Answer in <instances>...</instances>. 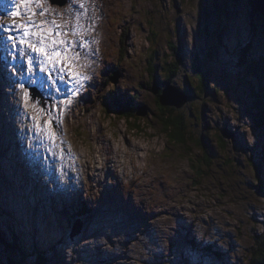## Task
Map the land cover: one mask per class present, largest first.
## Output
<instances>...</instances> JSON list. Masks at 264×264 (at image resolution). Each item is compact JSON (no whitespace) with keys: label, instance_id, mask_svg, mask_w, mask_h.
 Wrapping results in <instances>:
<instances>
[{"label":"rangeland","instance_id":"rangeland-1","mask_svg":"<svg viewBox=\"0 0 264 264\" xmlns=\"http://www.w3.org/2000/svg\"><path fill=\"white\" fill-rule=\"evenodd\" d=\"M83 2L86 13L76 0H59L58 9H52L54 19L58 23L68 21L71 24L75 22L73 14L81 12V35L92 42L85 57L92 54L94 40L99 36L97 52L107 57L105 65L118 59L119 64L113 68L115 72L108 73L112 75L107 76L104 84L97 86L98 80L82 101L62 106L69 113L66 105L75 110L67 116L66 136L58 137L55 145L38 134L31 143L32 135H28L29 151H32L28 160L34 166L20 161L17 170L13 169L7 177L8 172L0 165V232L11 241L13 231L21 238L23 250L28 248L31 255L34 250V255L37 253L34 247L39 248L46 257L53 258L52 264L263 262L264 258L253 259L260 248L257 242L264 235V192L257 188L261 179L264 190V130L254 121L255 98L264 86V66L259 58L264 57V30L262 21L252 13L253 0ZM92 3H100L104 11H94L95 6L90 7ZM11 8L12 5L8 7ZM19 10L25 11L22 5ZM47 15L50 16L48 19H53L51 14ZM102 15L105 21L101 30L92 31ZM39 18V15L35 17L36 20ZM14 19L19 22V18L7 17L1 24L11 20L13 25ZM8 34L4 31L5 39ZM10 34L18 35L14 30ZM77 51L83 50L78 48ZM10 52L13 49L7 41V47L1 53L3 63ZM163 63H166V71L162 68ZM76 64L78 67L86 65V61L80 58ZM255 69L259 77L253 72ZM79 70L87 71L91 76L84 82L88 89L96 74L91 73L90 66ZM2 72H5L4 68ZM34 73L31 80H36L37 69ZM166 74L172 82H166ZM201 80L208 85L204 92L199 88ZM154 81L157 90L162 89V92L166 85L177 91H187L189 84L197 95L196 98L191 94L192 98L180 108L170 105L165 109L169 114L187 118L188 129L183 142L170 139L162 130L160 115L162 120L165 110L157 103ZM66 82L73 83L67 79ZM146 82L152 91L143 88ZM35 85L26 86L29 91L30 88L33 90L31 96L34 91L38 96L36 88L42 89ZM112 93L119 94L113 96L109 106L103 98ZM175 95L168 97L180 98L182 94ZM0 96L3 98L2 93ZM23 98L22 93L17 96L16 114L25 111ZM121 99L126 107H131L133 100L134 105L142 108L134 112L135 117L131 119L119 117L112 112L122 103ZM1 101L0 112L9 115L4 124H8L9 117L11 120L19 118L25 124L31 120L27 114V121L22 114L16 116L8 98ZM46 103L39 97V106ZM31 110L34 111V107ZM35 116L40 117L38 112ZM33 124L31 120L27 126ZM1 147L10 145L0 138ZM64 147L71 150L64 153L61 151ZM57 151L64 153L66 159L59 157L56 165L60 175L54 176L47 169H51L49 165ZM7 157L4 155L0 163L3 164ZM40 160L46 165H40ZM104 164L115 172L121 171L113 176L119 184H128L138 177V183L133 187L142 194L138 195L141 199L145 198V205H141L142 214L133 220H127L126 215L120 216L117 210V216L110 219V213H106L103 206H95L90 217L80 216L79 201L72 189L83 183L85 189L92 188V192L102 198L103 193L95 188L97 181H93L92 176L95 174L97 178L98 170ZM40 167L45 168L43 173ZM258 167L261 176L256 175ZM32 176L37 179L33 183L29 181L33 180ZM60 180L69 183L68 190L62 191L63 195L54 191ZM28 183L37 196L45 197L44 205L51 210L53 218V225L50 220L43 219L40 227L32 231L35 240L39 241L32 244L15 231L18 219L2 218L3 211L10 208L18 210V214L26 212L18 198L28 201L27 215L32 212L33 194L29 190L30 196H27ZM73 204L76 205L75 216L70 214ZM39 206L43 207L41 203ZM73 228L77 232L71 236ZM24 241L29 244L27 248ZM7 257H10L7 250L3 252L0 248L1 264L36 262L34 256Z\"/></svg>","mask_w":264,"mask_h":264},{"label":"bare ground","instance_id":"bare-ground-1","mask_svg":"<svg viewBox=\"0 0 264 264\" xmlns=\"http://www.w3.org/2000/svg\"><path fill=\"white\" fill-rule=\"evenodd\" d=\"M45 7L48 8L47 14H51L52 18L54 19L55 15L52 12V9L54 8V6H53V4H51V0H48V4L46 3ZM47 18H50V16L47 15ZM41 19H43V18L40 17L39 20H41ZM39 20H37V21H39ZM2 25H3V27L11 26L12 25L11 20L6 21L5 23H2ZM1 37L4 38L3 31H2ZM86 39L89 41L88 37ZM89 44H90V41H89ZM5 48H6L5 44H2V42H0V51H4ZM24 61H25L24 57H21L17 50H13V52H11L10 57L8 59H6V64H4L2 62V59L0 60V62H2V64H0V65H2V66H0L1 67L0 70L4 67V65L8 64L14 70H16L18 73V77L11 74L10 69L8 71H5V73H3L4 82L7 85V86H4L1 88L3 98H6V96L8 94V92L5 91V88L9 87L11 90V93H14L16 90H20L19 85L21 83H23L25 85V84L29 83V81L31 80V77H29V74L27 73V66H25ZM117 61L114 62L113 64H108L105 67V72L106 73H110L111 71L115 72L116 70L113 71V68L116 67ZM55 74H56V76L59 75V73H55ZM0 75L2 76L1 71H0ZM102 83H98L97 86H100ZM89 85H92V82ZM178 91L183 92L187 98V95H186L187 93H185L183 90L182 91L178 90ZM11 93L9 95H12ZM39 93H41V92H39ZM84 93L85 92H84V87H83V89L81 91H79V97H78L79 102L82 101V97L84 96ZM41 94H43V93H41ZM118 94L119 93H116V94L112 93V95H110V96L107 95L105 98H103V100H105V103L110 104L113 96H117ZM44 97L48 100H51L50 98H52V100H54L55 102L57 101L56 97H51V95H49V94L46 96L44 95ZM1 100H2V98L0 96V105L2 102ZM9 103L13 105L11 109L15 111V115L17 116L18 114H16V105L18 104V102L14 101L11 97H9ZM22 104H23V107L27 113V116L31 120H33L31 117L34 116V114L31 113V111H30V108H31L30 105H32V101H28L27 104L24 101H22ZM59 108L61 109V107H59ZM139 108H142V107L138 106V109ZM47 110L50 111L53 116L58 115L60 117L59 123L54 124V127L57 130V132L62 133L58 137H62L63 135L66 136V134L68 132V130L66 131V128L68 126V122L66 120H67V118H68L67 116L69 114H67L63 111H58V110L54 109L53 105L50 106ZM34 112L35 113L38 112V114L40 115V117L43 120L49 119V116L44 115V113H41V112L37 111L36 109L34 110ZM0 115L4 116V117L0 116V138L2 141L7 142L10 145V147H8V149H4V151L6 153H8V157L5 160V162L3 164L0 163V165L4 168L5 171L8 172L7 177H9L8 176L9 173L13 169H14V171H16L17 168L21 165V163H19L20 161H23V162L27 163L28 165L31 164L34 166V163L32 161L28 160L29 155L32 154L31 149L29 151V145L28 144H29V141L32 143L36 139L37 132L34 129V124L31 125L30 127L27 126L31 120L28 122V124H25L24 122H22L18 119L11 120V118L9 117L8 118V124L7 123L4 124L5 120L7 119V117L9 115L7 112L6 113L0 112ZM20 116H21V114H20ZM27 116L24 113H22V118L25 121L28 120ZM7 128H8V131H7ZM30 134L32 135V138H31V140L28 141L27 137ZM38 136H40V135H38ZM20 143H21V148H20ZM57 150H58V148H57ZM70 150H71L70 148L64 147L63 152L68 153ZM77 153H79V152L77 151ZM63 154H60L57 151L56 155L54 154V160L51 161L52 164L49 165L56 172L58 171V167L56 164L59 161V157L66 159V156H64ZM75 156L77 157L78 155H75ZM6 161H7V163H6ZM40 165H46V163H44L43 161L40 160ZM33 166H28V167H30L31 169H34ZM61 166L63 167L64 165H61ZM43 170H44V168L40 167V172L43 173ZM119 173H121V171L115 172V171H113V169H111L110 166H108L107 164H104V166H102L101 169L98 170L99 176L97 178H95L96 177L95 174H94V176H92V180L97 181L95 184V188H97L99 191L103 192L102 198H99V195L94 194L92 192V188L89 190L85 189L83 183H82V186L74 185V189H72V190L74 191L73 195H75L76 199L79 201L80 216L85 215V217H87V216L90 217L91 211H94L95 206H98L101 208L103 206L104 207L103 210H105L106 213H110V219L117 216L115 210H117L119 212L120 216L126 215L127 220L128 219L133 220V218H136L138 215L142 214L140 212V208H141V205H145L144 204L145 198L141 199L138 195H142V194L139 192H136L134 189V187L138 183V180H139L138 177L135 178L133 181L129 182L128 184H122V183L119 184L118 180L113 179L114 178L113 176L116 174L119 175ZM29 174H30V172H29ZM29 181L33 183V180H29ZM59 182L60 183L56 186V190H54V191H57V193L63 195L62 191L68 190L67 188H68L69 183L65 180H63V181L60 180ZM29 187H31L30 183H28V186H27L28 190H26V191H27V196H30L29 190L33 194V198L31 196V199L34 203V205L32 207L33 208L32 212H30L29 215H27L28 214L27 209L29 207L28 201L24 200V199H23L24 201H22V198H18L21 203L23 202V204H21V206H22L23 211L26 209V212H24L22 214H18L17 213L18 210L14 209V208H10V210H8L7 212L3 211L2 218L3 219L13 218L12 221H15L18 219L17 220L18 222L15 221L16 230H15V228H14V230L17 231V233L19 235H23V237H24L23 240H25L27 243H29L28 241H30L32 244L33 242H35V243L39 242V241L35 240L36 235L32 231L37 230L36 227L37 228L40 227V224L42 223V221L44 222L43 219L50 220V224L53 225V218L50 215L51 210L47 206L44 205L45 197L41 196V194H39V196H37L38 194L36 192H34V189L29 188ZM10 197H11V195H10ZM11 198H13V196ZM40 203L43 205V207H41V208L39 206ZM21 206H19L17 209H19ZM24 206H25V208H24ZM109 206H111V207H109ZM39 208H40V212H39ZM42 212L43 213L46 212V213L41 214ZM73 213H76L74 210L72 212H70V214L75 216ZM21 216H25V218H22ZM28 216H29V219H28ZM32 220H33V224L31 223ZM34 224H35V226H34ZM22 226H24L25 228L22 229ZM11 232H13V231H11ZM25 241H24V245L27 248V246L29 244L26 245ZM34 248L37 251L39 250V248H36V247H34ZM52 248H54V247H52ZM32 250H33V248H32ZM28 251H29V249H28ZM33 256L34 255H31L29 258H32ZM34 258H36V257L34 256ZM45 259H47V260H45V264H52L51 263V262H53L52 257L50 258V257L45 256Z\"/></svg>","mask_w":264,"mask_h":264},{"label":"snow or ice","instance_id":"snow-or-ice-1","mask_svg":"<svg viewBox=\"0 0 264 264\" xmlns=\"http://www.w3.org/2000/svg\"><path fill=\"white\" fill-rule=\"evenodd\" d=\"M3 2V0H0ZM79 3V8L87 12L83 0H76ZM47 0H12V8L5 9L8 16L19 18V22L15 19L13 25L6 26L3 30L7 35V41L11 43V48L17 50L21 57H26L27 73L32 77L34 70L38 68L40 73H46V81L30 80V83L38 84L40 87H53L57 92L60 91L57 86V80L64 83L67 80L73 81L72 91L66 97L65 103L71 104L72 97L83 89L84 82L91 79L87 71H81L80 68H86L88 65L76 64V61L82 57V53L77 51L80 49H88L89 41L81 35L83 26L80 24L82 13L75 12L74 23L68 21L57 22L56 19H48V8L45 7ZM23 6L25 11L21 12L20 6ZM34 6V7H32ZM39 15L43 19L37 21L35 17ZM15 30L18 35L10 34ZM79 40V43L77 41ZM35 55H32V54ZM53 73H59L56 78H53ZM23 91L25 103L32 100V96L28 88L23 83L19 85ZM31 107H36L34 102ZM54 109L62 111L59 104L54 105ZM39 112L49 116V119L43 120L41 117L32 116L34 121V129L38 135L46 138L51 144L55 145L58 133L55 130L54 124H58L60 117L53 116L46 109H39ZM63 141L61 140V144ZM63 151V149H61Z\"/></svg>","mask_w":264,"mask_h":264},{"label":"trees","instance_id":"trees-1","mask_svg":"<svg viewBox=\"0 0 264 264\" xmlns=\"http://www.w3.org/2000/svg\"><path fill=\"white\" fill-rule=\"evenodd\" d=\"M252 11H254L253 13H256V10L255 9L252 10ZM220 13L221 12L219 10V13L218 14H220ZM172 47L175 50H177L174 46H172ZM175 53H177V51H175ZM175 57L178 58L176 56V54H175ZM259 58H260V62H262V66H264V57H259ZM253 62H254V60H253ZM256 63H257V61H256ZM118 64H119V59L117 61V65ZM165 64L166 63H163L162 68L166 71ZM253 72L255 73V75L257 77H259L256 69L253 70ZM108 76H111V74L108 75ZM106 79H107V76L103 79L102 85L104 84V82L106 81ZM165 79H166V82H170L171 81L170 75H167L166 74L165 75ZM207 86L208 85H207V83H206L205 80H201L200 81L199 88L202 90V92H204L207 89ZM143 88H145V89H147L149 91H152L151 85L149 83H147V82L143 84ZM153 88L155 90H157V83L155 81L153 82ZM180 90L182 91V89H180ZM183 91L185 93H187L186 95H187V100L188 101H189L190 98H192L193 94L197 98L196 93L193 92V90L190 88L189 84L187 85V91H185V90H183ZM262 91H264V86L261 87V91H259V94ZM160 94H162V89H158L157 90V98H156V100H157V103H158L159 107L161 109L165 110L167 108H166L165 105H162V103L160 101ZM191 94H192V96H191ZM117 96H115V97H117ZM258 98L259 97H256L255 98L257 112H256V117H254V121H255V125L257 127L262 128L264 130V103L261 102ZM121 102L122 103L117 104L118 105L117 108L112 113H117L119 115V117H123L125 119H131V118L135 117V113L134 112H136L138 110V107H137L138 104H135L134 105L133 100H132V106L131 107H129V106L126 107L125 104H124V102H123V99H121ZM109 106H111V103L109 104ZM110 113L111 112H108V114H110ZM167 113L168 112H166V110H165V113H164L165 115H164V117H163L162 120H161V115H160V123H161V125L163 127V128L161 127L162 130L167 134V136L170 139L176 140L179 143L180 142H183L184 137L187 134V129H188V124H187L188 121H187V118L185 119V118H182L180 115L178 116L177 114H172V113L171 114L168 113L169 115H167ZM205 129H206V131L208 130L207 127ZM256 175L257 176H261L260 175V168L259 167L256 170ZM259 179H260V177H259ZM259 181H260V183L258 184V187L257 188H258V190L260 192H264V190H262V188H263V181L261 179ZM11 237H12L11 238L12 240L10 241L9 239H7L6 235H4V234H2L0 232V239H3V240H0L1 241L0 242V248L3 250V252H5L7 250L8 255L10 257L12 256L13 259H17L20 255H21V258H22L23 255H25L26 258H29L31 256V253L28 254V252H29L28 249H27V251L26 250H23L22 245H21V244H23L21 238L16 237V235L13 232L11 233ZM257 244L260 246V248H258L256 250L257 253H256L255 257L253 258L255 261L256 260H261L262 258H264V235L263 234L261 235V238L258 240ZM36 252L37 253L34 254V256L36 257L35 258V260H36L35 264H45V260H47V259H45V252H41V251H37V250H36ZM33 253H34V251H33ZM33 253H32V255H33ZM38 254H40L41 256L40 257H37ZM10 257H7V258L9 259ZM38 258H39V260H38ZM25 262H27V261L25 260ZM0 264H1V262H0Z\"/></svg>","mask_w":264,"mask_h":264},{"label":"water","instance_id":"water-1","mask_svg":"<svg viewBox=\"0 0 264 264\" xmlns=\"http://www.w3.org/2000/svg\"><path fill=\"white\" fill-rule=\"evenodd\" d=\"M252 6L256 10V13H253L254 11H252V13L254 15H257L258 16L257 18H259L262 21L260 24H261V28L264 30V0H253ZM162 93L163 94L160 97V101L162 105H165V106L172 105L177 108H180L184 105V103L187 100L183 92L177 91L175 88L169 87L168 85H166V89ZM179 93L182 94L180 95V98L178 97L169 98V97H172V94L174 95L176 94L175 96H178ZM258 97H259L258 99L264 103V91L260 93ZM141 110H144V109H141ZM72 230L73 232L71 236H73L77 232L74 230V228ZM257 264H264V262L257 263Z\"/></svg>","mask_w":264,"mask_h":264}]
</instances>
